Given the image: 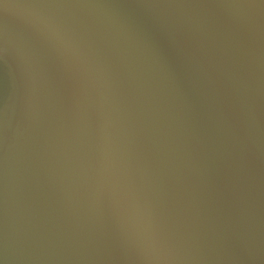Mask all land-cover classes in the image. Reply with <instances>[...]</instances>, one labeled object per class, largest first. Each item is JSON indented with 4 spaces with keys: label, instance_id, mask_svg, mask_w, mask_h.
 Returning <instances> with one entry per match:
<instances>
[{
    "label": "water",
    "instance_id": "1",
    "mask_svg": "<svg viewBox=\"0 0 264 264\" xmlns=\"http://www.w3.org/2000/svg\"><path fill=\"white\" fill-rule=\"evenodd\" d=\"M0 264H264V0H0Z\"/></svg>",
    "mask_w": 264,
    "mask_h": 264
}]
</instances>
